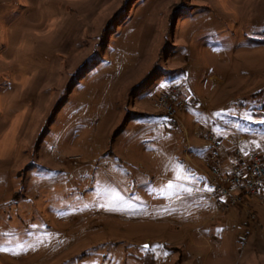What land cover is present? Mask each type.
Here are the masks:
<instances>
[{
	"label": "rangeland",
	"instance_id": "374dc122",
	"mask_svg": "<svg viewBox=\"0 0 264 264\" xmlns=\"http://www.w3.org/2000/svg\"><path fill=\"white\" fill-rule=\"evenodd\" d=\"M263 95L264 0H0V264H264L203 166L264 157Z\"/></svg>",
	"mask_w": 264,
	"mask_h": 264
},
{
	"label": "built area",
	"instance_id": "2783aa9c",
	"mask_svg": "<svg viewBox=\"0 0 264 264\" xmlns=\"http://www.w3.org/2000/svg\"><path fill=\"white\" fill-rule=\"evenodd\" d=\"M180 96L179 89L172 87L150 98L149 102L155 104V110L163 113L171 125H177L178 111L187 106ZM205 142L208 160H203V165H207L208 175L204 176L212 188L215 214H227L246 208L250 203L264 205V157L258 153H244L238 148L225 157L219 139L206 137ZM249 218L254 220V216ZM245 236H250L249 230L243 232L241 245Z\"/></svg>",
	"mask_w": 264,
	"mask_h": 264
},
{
	"label": "crops",
	"instance_id": "0c3cea01",
	"mask_svg": "<svg viewBox=\"0 0 264 264\" xmlns=\"http://www.w3.org/2000/svg\"><path fill=\"white\" fill-rule=\"evenodd\" d=\"M188 106V105H187ZM186 106V107H187ZM234 139H232V138H230V137H228L227 139H225L224 141H225V145L226 146H228L229 148L230 147H233L234 145H232V141H233ZM238 145H239V147L244 143V139L242 138V139H239L238 141H235ZM224 147V146H223ZM229 149L227 148V147H224V156L226 157L227 155H228V153L229 152H227ZM206 156H207V153H206ZM204 160V159H203Z\"/></svg>",
	"mask_w": 264,
	"mask_h": 264
},
{
	"label": "bare ground",
	"instance_id": "6f19581e",
	"mask_svg": "<svg viewBox=\"0 0 264 264\" xmlns=\"http://www.w3.org/2000/svg\"><path fill=\"white\" fill-rule=\"evenodd\" d=\"M154 105V108H155V104H153ZM204 160H208V153H207V156L205 157V159ZM204 166V168H205V172H204V175H208V167H207V165H203ZM260 205V204H259Z\"/></svg>",
	"mask_w": 264,
	"mask_h": 264
},
{
	"label": "snow or ice",
	"instance_id": "6c2138e0",
	"mask_svg": "<svg viewBox=\"0 0 264 264\" xmlns=\"http://www.w3.org/2000/svg\"><path fill=\"white\" fill-rule=\"evenodd\" d=\"M144 247L147 249L148 245H145ZM156 247H162V246L157 245ZM3 250H6V249L0 248V251H3ZM164 255H168V253L165 252Z\"/></svg>",
	"mask_w": 264,
	"mask_h": 264
},
{
	"label": "trees",
	"instance_id": "16d2710c",
	"mask_svg": "<svg viewBox=\"0 0 264 264\" xmlns=\"http://www.w3.org/2000/svg\"><path fill=\"white\" fill-rule=\"evenodd\" d=\"M263 100H264V95H263V98H262ZM262 111H263V113H264V106H263V108H262Z\"/></svg>",
	"mask_w": 264,
	"mask_h": 264
}]
</instances>
